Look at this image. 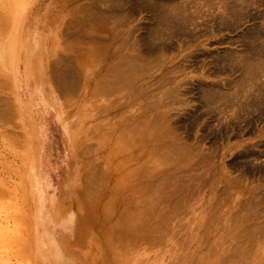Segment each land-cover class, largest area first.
<instances>
[{"label": "rangeland", "instance_id": "obj_1", "mask_svg": "<svg viewBox=\"0 0 264 264\" xmlns=\"http://www.w3.org/2000/svg\"><path fill=\"white\" fill-rule=\"evenodd\" d=\"M125 255L264 264V0H0V264Z\"/></svg>", "mask_w": 264, "mask_h": 264}, {"label": "bare ground", "instance_id": "obj_2", "mask_svg": "<svg viewBox=\"0 0 264 264\" xmlns=\"http://www.w3.org/2000/svg\"><path fill=\"white\" fill-rule=\"evenodd\" d=\"M15 31H17V30H15ZM12 32V31H11ZM15 36H16V34H15ZM44 43H46L45 42V39H44ZM42 53V52H41ZM45 59V58H44ZM43 59V60H44ZM43 68H44V63H43V65H42V67L40 68L41 69V71L43 70ZM9 83V82H8ZM104 88V87H103ZM105 89H108V87L107 88H105ZM8 103V102H7ZM92 191V190H91ZM158 198V197H157ZM143 199V198H142ZM159 199V198H158ZM159 201V200H158ZM59 212V211H58ZM152 213V212H151ZM59 215V214H58ZM61 216V215H60ZM154 225V224H153ZM129 225H127V227H128ZM131 226V225H130ZM146 230V229H145ZM148 232V231H147ZM153 239V238H152ZM47 251H48V249H47ZM36 252V251H35ZM25 256V255H24ZM123 260H124V262L126 263V264H133L134 262L132 261V260H130V259H128L127 258V255H125V256H123ZM25 261V260H24ZM32 261V260H31ZM26 262H30V260L28 261H26ZM38 263V262H37ZM43 263V262H42ZM135 263H136V261H135ZM29 264H33V263H29ZM40 264V263H39Z\"/></svg>", "mask_w": 264, "mask_h": 264}]
</instances>
